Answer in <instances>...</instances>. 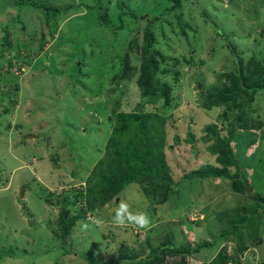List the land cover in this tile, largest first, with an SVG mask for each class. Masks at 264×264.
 Instances as JSON below:
<instances>
[{
	"label": "rangeland",
	"instance_id": "rangeland-1",
	"mask_svg": "<svg viewBox=\"0 0 264 264\" xmlns=\"http://www.w3.org/2000/svg\"><path fill=\"white\" fill-rule=\"evenodd\" d=\"M34 1L70 8L52 15L0 0V264H117L162 243L193 249L202 242L211 247L187 256L166 251L140 264L211 263L221 253L264 264V204L252 199L264 197V88L252 102L238 92L233 114L225 115L228 106L202 108L211 87L233 86L253 63L264 80V0ZM150 55L157 81L170 89L169 105L160 91L146 90L150 81L142 84L146 97L138 90ZM116 104L165 118L164 177L171 180L154 188L153 202L133 183L89 211L82 194L104 155ZM237 118L248 130L234 132ZM226 143L237 166L228 163ZM209 167L246 177L251 192L234 193L226 177H188ZM120 199L147 212L152 227L112 224ZM80 207L88 229L77 220L61 238L60 215L70 220ZM244 211L248 219L237 225ZM237 237L245 252H237Z\"/></svg>",
	"mask_w": 264,
	"mask_h": 264
},
{
	"label": "trees",
	"instance_id": "trees-1",
	"mask_svg": "<svg viewBox=\"0 0 264 264\" xmlns=\"http://www.w3.org/2000/svg\"><path fill=\"white\" fill-rule=\"evenodd\" d=\"M176 3L178 0H174ZM19 5L31 6L35 9H42L48 13L61 14L68 11L70 7H65L58 9L51 5H46L44 3H36L34 0H18ZM102 21L107 23L108 18L103 15ZM153 36L148 33V38L146 40V46L144 47V53L146 55L151 54V45H152ZM156 55H159L155 53ZM162 60L164 59L163 56ZM161 59V58H160ZM190 64L193 62V59L190 58ZM146 67L143 73V76L139 81H137L138 90L141 92L143 97H146L148 93L144 92V87L142 84L150 85L146 88L151 95L155 94L157 91L162 93V96L166 98L165 105L170 104L169 91L165 86L160 85L157 81V73L159 71L157 60L155 55H150L146 59ZM189 61V60H187ZM177 65V63H175ZM181 66V65H179ZM255 63L251 64L248 72L244 75L239 73L234 80L233 86L228 87H211L209 93L210 97L208 101L202 106L206 110H211L218 106H228L227 113L233 114L236 111V103L239 101L237 96L238 92L244 93L250 101L252 102V97L254 93L260 91L264 88V80L259 82L257 75L261 72V69ZM178 75V74H177ZM177 77V76H176ZM150 78V80H148ZM178 84V83H177ZM254 102V100H253ZM230 105V106H229ZM116 104L113 107V123L111 126V131L109 138L106 142L105 151L103 157L94 165L91 174L86 179V187L84 189L85 198L89 202L90 210H95L98 207H101L107 204L112 197L118 196L125 187L133 183H138L142 187V191L146 198L150 201L156 200V190L155 187L160 184L166 183V181L171 180L170 177H164V173H167V163L164 155L165 148V118L151 112L145 111H134V112H123L118 111ZM234 132L237 130H248V127L244 124L241 118H237L234 124ZM235 136V133L231 134V138ZM226 148L225 154L228 156L230 161L228 163L237 164V159L232 153L231 147L226 143L224 145ZM53 160H56L53 158ZM237 166V165H236ZM226 170L216 169L209 167L207 170L200 171L199 173H193L189 175V178L197 176L199 178L206 177H226L232 180L231 187L234 193L249 194L251 192V187L246 177L240 179L237 176V172L232 176H228ZM238 177V178H237ZM80 200V198H78ZM252 199L257 203L264 204V197L259 193L252 195ZM93 202V203H92ZM92 203V204H91ZM80 214L77 217H72L70 220H67L66 215H60L59 219L62 226V236H65L69 227L72 226V223L76 222L79 216H85V210L82 207L79 208ZM243 217L238 218L237 225L242 224L248 218L244 211ZM235 226L236 231L239 229L238 226ZM234 229V231H235ZM228 232V231H227ZM234 232L233 234H235ZM232 233H221L224 239H228ZM235 240V238H233ZM238 239V237H237ZM237 243V252H245L247 250L246 244H241L244 241ZM211 247L210 243L202 242L196 245L193 249L189 246H181L175 249H172L171 246H168V243H162L156 249L150 251L148 254L143 257L138 256H124L121 255L117 259V264H140L145 261H149L151 257L166 256V251H169L171 256H177L178 254L182 256H187L192 253L198 254L200 250ZM245 249V250H244ZM217 262V263H216ZM171 264V263H168ZM177 264V263H173ZM178 264H184L182 262ZM202 264H241L239 259L236 256H229L227 253H221L217 255L216 259L208 263L204 261ZM248 264V263H245Z\"/></svg>",
	"mask_w": 264,
	"mask_h": 264
},
{
	"label": "clouds",
	"instance_id": "clouds-1",
	"mask_svg": "<svg viewBox=\"0 0 264 264\" xmlns=\"http://www.w3.org/2000/svg\"><path fill=\"white\" fill-rule=\"evenodd\" d=\"M91 215V213H89ZM92 221L100 225L104 222L102 217H92ZM112 224L118 227H133L137 230H147L152 227V219L145 211H132L131 205L124 199L115 201L114 214L111 217ZM77 226L81 229H88L89 223L87 217L77 221Z\"/></svg>",
	"mask_w": 264,
	"mask_h": 264
},
{
	"label": "water",
	"instance_id": "water-1",
	"mask_svg": "<svg viewBox=\"0 0 264 264\" xmlns=\"http://www.w3.org/2000/svg\"><path fill=\"white\" fill-rule=\"evenodd\" d=\"M69 180H70V179L65 178L64 181H63V183H64V184H67ZM23 190H24V187H23V189L21 190L20 195H19V197H20L21 199H22V197H23V195H22Z\"/></svg>",
	"mask_w": 264,
	"mask_h": 264
}]
</instances>
